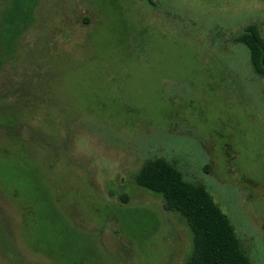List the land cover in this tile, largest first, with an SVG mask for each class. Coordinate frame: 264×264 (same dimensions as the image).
Wrapping results in <instances>:
<instances>
[{"label": "rangeland", "instance_id": "1", "mask_svg": "<svg viewBox=\"0 0 264 264\" xmlns=\"http://www.w3.org/2000/svg\"><path fill=\"white\" fill-rule=\"evenodd\" d=\"M26 4L12 36L0 0V264H183L184 218L134 181L155 157L264 264V74L233 40L264 42V0Z\"/></svg>", "mask_w": 264, "mask_h": 264}, {"label": "trees", "instance_id": "2", "mask_svg": "<svg viewBox=\"0 0 264 264\" xmlns=\"http://www.w3.org/2000/svg\"><path fill=\"white\" fill-rule=\"evenodd\" d=\"M26 1L8 0V7L1 13V22H5L4 26L10 29L12 36L31 22V9ZM233 40L246 47L252 70L257 74H264V42L257 28L247 25ZM37 170L32 168L34 172ZM30 173L31 170L26 176ZM134 181L139 186L160 194L163 208L174 209L184 218L191 234L192 249L183 264H248L246 256L240 251L231 224L203 185L183 180L174 166L158 157L147 160L135 174ZM27 183L30 184L29 181ZM43 191V187L38 191V200L46 199ZM18 205L22 218L23 215L29 218L31 213L24 206L26 204Z\"/></svg>", "mask_w": 264, "mask_h": 264}]
</instances>
